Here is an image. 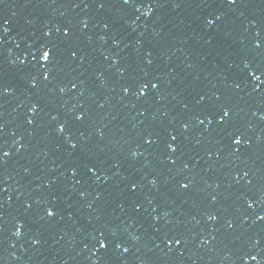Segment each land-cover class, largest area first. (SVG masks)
<instances>
[{
  "label": "water",
  "instance_id": "obj_1",
  "mask_svg": "<svg viewBox=\"0 0 264 264\" xmlns=\"http://www.w3.org/2000/svg\"><path fill=\"white\" fill-rule=\"evenodd\" d=\"M0 264H264V0H0Z\"/></svg>",
  "mask_w": 264,
  "mask_h": 264
},
{
  "label": "snow or ice",
  "instance_id": "obj_2",
  "mask_svg": "<svg viewBox=\"0 0 264 264\" xmlns=\"http://www.w3.org/2000/svg\"><path fill=\"white\" fill-rule=\"evenodd\" d=\"M230 2H231V3H235L236 0H230ZM5 23H7V21H5ZM66 31H67V30H66ZM42 58H43V59H50V53H49V51H45L44 54H43V57H42ZM255 79L259 80L260 77H259V76H256ZM153 86H156V85H153ZM73 87H75V85H73ZM145 87H147V85H145ZM142 91H143V89H142ZM227 115H228V112H227V110H226V111L224 112V116H227ZM224 116L221 117V120L224 119ZM173 139H175V137H173ZM234 143H236V144H240V143H242V136H241V135H237V136H235V137H234ZM5 155H7V153H5ZM132 187L135 188L136 185L133 184ZM184 187H187V185H184ZM48 211H49V215H54V214H55L54 211H53L52 209H49ZM176 242L179 243L180 241L177 240ZM125 251H127V249H125ZM253 259H256V257H253Z\"/></svg>",
  "mask_w": 264,
  "mask_h": 264
}]
</instances>
